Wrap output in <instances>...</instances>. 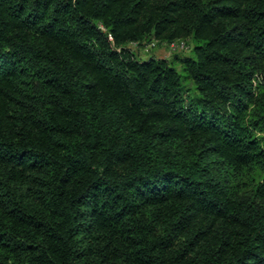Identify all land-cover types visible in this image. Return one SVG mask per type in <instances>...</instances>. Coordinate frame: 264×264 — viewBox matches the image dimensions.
I'll return each mask as SVG.
<instances>
[{
    "label": "trees",
    "instance_id": "1",
    "mask_svg": "<svg viewBox=\"0 0 264 264\" xmlns=\"http://www.w3.org/2000/svg\"><path fill=\"white\" fill-rule=\"evenodd\" d=\"M0 264H264V0H0Z\"/></svg>",
    "mask_w": 264,
    "mask_h": 264
},
{
    "label": "rangeland",
    "instance_id": "2",
    "mask_svg": "<svg viewBox=\"0 0 264 264\" xmlns=\"http://www.w3.org/2000/svg\"><path fill=\"white\" fill-rule=\"evenodd\" d=\"M192 43L191 49L185 50L179 53H172L169 51L166 44L162 43L153 47L150 51H145L142 48L136 49V55L139 59H148L150 57H157V58H166L171 61L179 70L182 68L181 60L184 57L192 55Z\"/></svg>",
    "mask_w": 264,
    "mask_h": 264
},
{
    "label": "built area",
    "instance_id": "3",
    "mask_svg": "<svg viewBox=\"0 0 264 264\" xmlns=\"http://www.w3.org/2000/svg\"><path fill=\"white\" fill-rule=\"evenodd\" d=\"M168 47L169 51L172 53H179L185 50L191 49V45L184 39L175 40L169 43H164ZM159 45V42L154 39L149 43H145L143 45H140L138 42H132L130 44L131 47H133L135 50L142 48L145 51H150L153 47H156Z\"/></svg>",
    "mask_w": 264,
    "mask_h": 264
}]
</instances>
